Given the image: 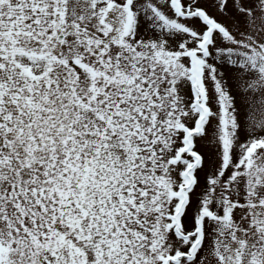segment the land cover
Instances as JSON below:
<instances>
[{
    "label": "snow or ice",
    "instance_id": "1",
    "mask_svg": "<svg viewBox=\"0 0 264 264\" xmlns=\"http://www.w3.org/2000/svg\"><path fill=\"white\" fill-rule=\"evenodd\" d=\"M0 264H264V0H0Z\"/></svg>",
    "mask_w": 264,
    "mask_h": 264
}]
</instances>
